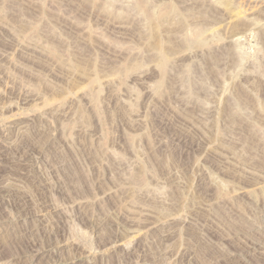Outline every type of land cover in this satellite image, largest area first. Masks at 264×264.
Returning a JSON list of instances; mask_svg holds the SVG:
<instances>
[{"label": "rangeland", "instance_id": "374dc122", "mask_svg": "<svg viewBox=\"0 0 264 264\" xmlns=\"http://www.w3.org/2000/svg\"><path fill=\"white\" fill-rule=\"evenodd\" d=\"M138 2L0 0V264L262 263L264 0Z\"/></svg>", "mask_w": 264, "mask_h": 264}, {"label": "bare ground", "instance_id": "6f19581e", "mask_svg": "<svg viewBox=\"0 0 264 264\" xmlns=\"http://www.w3.org/2000/svg\"><path fill=\"white\" fill-rule=\"evenodd\" d=\"M145 1H146V0H139V2H138L139 5L141 6V9H142V10H143V8L145 7V4H147V2H145ZM145 9H146V7H145ZM165 9L168 10L169 8H165ZM146 10L149 11L148 8H147ZM150 10H151V9H150ZM163 10H164V9H163ZM147 11H145V12H147ZM149 12H151V11H149ZM160 12H161V11H160ZM162 12H163V11H162ZM169 12H170V11H169ZM153 14H154V13H153ZM153 14H152V13H149V15H151V16H154ZM157 14H158V13H157ZM162 14H163V13H162ZM162 14H159V15L162 16ZM165 14L168 15L169 13H166V12H165ZM147 15H148V12H147ZM159 15H158V16H159ZM167 15H166V17H167ZM156 16H157V15H156ZM156 16H155V17H156ZM161 16H160V17H161ZM163 16H164V15H163ZM149 17H150V16H149ZM156 18H157V17H156ZM163 18H165V16H164ZM154 19H155V18L153 17V20H154ZM160 21H161V20H160ZM156 22H157V21H156ZM157 24H158V22H157ZM199 38H200V37H199ZM200 40H201V39H199V41H200ZM189 41H190V40H189ZM201 41H202V40H201ZM201 41H200V42H201ZM203 41H204V40H203ZM163 54L166 55L167 57L164 56ZM163 54H162L163 59H162V62H160V64L163 63V65H164V64L168 63V61H167V59H168V55H167L166 53H163ZM160 55H161V54H160ZM161 65H162V64H161ZM163 65H162V66H163ZM164 67H165V66H164ZM80 113H81V112H80ZM0 131H1V130H0ZM40 138H41V137H40ZM26 142H27V141H26ZM1 143H2V142H1ZM25 144H26V143H25ZM17 149H18V148H17ZM30 150H32V149H30ZM21 151H22V150H21ZM29 152H30V151H29ZM23 153H24V152H23ZM25 153H26V152H25ZM134 181H135V180H134ZM142 181H143V179H142ZM19 199H20V198H19ZM21 199H22V198H21ZM26 201H27V200H26ZM26 201H25V202H26ZM21 203H22V201H21ZM21 203H20V204H21ZM20 204H19V205H20ZM26 204H27V202H26ZM21 205H22V204H21ZM24 206H25V205H24ZM24 206H23V207H24ZM28 206H29V205H28ZM17 207H19V206H17ZM23 207H22V208H23ZM23 209H24V208H23ZM18 210H19V209H18ZM23 211H24V210H23ZM258 220H259V219H258ZM244 225H245V224H244ZM242 228H243V227H242ZM260 247H261V246H260ZM258 249H259V248H258ZM35 254H36V252H35ZM39 254H40V253H39ZM217 255H218V254H217ZM34 256H36V255H34ZM215 257H216V256H215ZM224 257H225V256H224ZM224 257H223V259H224ZM227 257H228V256H227ZM261 258H262V260H261L262 263H261V264H264V257H260V259H261ZM238 259H239V258H238ZM251 259H252V258H251ZM233 260H234V259H233ZM258 260H259V259H258ZM227 261H228V260H227ZM231 261H232V260H231ZM234 261H235V260H234ZM229 262H230V260H229ZM236 262H237V261H236ZM255 262H256V261H255ZM241 263H243V262H241ZM241 263H240V264H241ZM252 263H253V262H252ZM224 264H226V263H224ZM236 264H238V262H237ZM258 264H259V262H258Z\"/></svg>", "mask_w": 264, "mask_h": 264}]
</instances>
